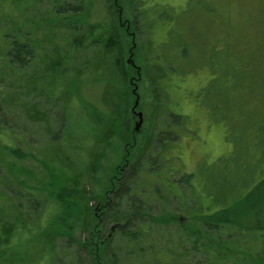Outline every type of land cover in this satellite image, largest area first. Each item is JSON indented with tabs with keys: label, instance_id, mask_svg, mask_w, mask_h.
I'll return each instance as SVG.
<instances>
[{
	"label": "rangeland",
	"instance_id": "obj_1",
	"mask_svg": "<svg viewBox=\"0 0 264 264\" xmlns=\"http://www.w3.org/2000/svg\"><path fill=\"white\" fill-rule=\"evenodd\" d=\"M94 1L89 19L110 24L113 14L121 27L126 81L107 68L113 56L99 44L71 49L66 28L56 31L53 43L69 56L66 74L30 84L33 75L45 77L42 62L36 71L28 65L11 75L4 64L0 68V146L26 152L16 165L26 167L27 185L48 178L46 165L66 167L72 175L90 170L81 181L93 207L88 238L76 228L71 241L63 234L47 245L25 232L22 244L18 237L11 242L26 255L20 252L19 263L4 256L0 264H264V236L248 234L252 254L242 250L247 259L235 256L232 244L216 257L189 234L199 228L215 233L203 224L194 229L192 222L217 220L212 212L240 208L247 195L246 228L264 209V0H114L115 7ZM50 3L34 0L22 14H6L3 23L9 28L53 17ZM23 29L27 37L35 33L28 25ZM169 33L188 44L183 65L174 63V47L165 45ZM35 38L51 45L45 30ZM161 53L168 57L159 59ZM226 60L238 69L228 77L222 67L220 80L212 82L215 67ZM120 92L127 95L124 114L116 109L125 102L116 100ZM0 156V189L11 198L22 194L18 184L6 183L8 161ZM138 157L130 184L136 193L118 192ZM19 199L24 213L43 209V199L33 197L36 210ZM114 213H127L126 233L113 229ZM213 226L226 232L221 239L227 242L231 227Z\"/></svg>",
	"mask_w": 264,
	"mask_h": 264
},
{
	"label": "trees",
	"instance_id": "obj_2",
	"mask_svg": "<svg viewBox=\"0 0 264 264\" xmlns=\"http://www.w3.org/2000/svg\"><path fill=\"white\" fill-rule=\"evenodd\" d=\"M33 1L34 0H0V68H2V65L4 64L10 70L11 75V70L13 69H16V71L21 70L23 72L24 68L28 65H32L35 68L37 62H42L44 71H47L45 77H42V75H33L31 79L26 81L30 84L35 83V81L40 83L45 82L47 80L46 78L54 76L58 77L61 74H66L64 64H66L69 56L67 55V57L65 54H61V51H59L60 49L56 47V45L53 47V43H55L54 39L57 38L56 31L61 28H66L69 33L67 42L69 43L71 49L85 47L84 45L88 41H90L92 45L99 44L100 47H102L106 52L111 53L113 56L112 62L106 65L107 68L111 70L112 74H119L123 80H127L128 64L123 57V48L121 46L120 37L121 27L117 22H114L115 18H113V14H111V17L114 21L112 20L110 24L105 23V21L93 22L88 16L92 14L91 8L92 4L95 2L94 0H71L68 3H65V0H50V6H52V9L55 8L52 11V13H54L53 17L48 18L43 16L40 20L34 17L32 19L30 18L22 21L23 25H20L18 22L12 27L9 26V28L3 23L6 22V20L3 19L6 14H17V12H20L21 10L23 11L32 5ZM107 1L115 7L114 0ZM108 5L105 4L104 6L107 13ZM165 12L168 13L169 11ZM25 25H28L31 29L35 28L34 35L31 37L28 35L27 37V35L22 34L21 30H24L23 28ZM43 30L46 32L45 40L51 41V45L48 44L47 47L43 45L42 40L40 43L38 38H35L36 34H39ZM176 38L179 40L177 41ZM176 38L169 33L165 45L171 44L174 47V63L183 65L189 57V53L186 48L188 44L184 39L180 37ZM38 50L46 52L43 54ZM166 55L167 54L165 53H161L159 59L163 60L164 58H167L168 55ZM248 60H250V63L252 62L251 59ZM226 61L221 67L219 66V69L215 67V77H210L212 82L220 80L219 78L222 76V67L225 75L228 77L232 75V72H235V68L238 69L237 64L234 68H231V63L229 64V62ZM237 62H241L239 58L237 59ZM55 64L56 66H54ZM164 64L171 69L169 62L166 61ZM175 64L173 65L177 66ZM36 70L37 69L35 68V71ZM113 84L115 83L113 82ZM262 94H264V91H262ZM121 96L125 101L124 105H117L118 107H116V109L119 110L120 113L122 112L121 114H124L128 105L126 103L127 95H122L120 92L117 94L116 100H118ZM125 124L127 123H124V129H128ZM147 143L148 142H146V144ZM0 153L3 158L9 162L5 165L11 179L8 176L4 177L6 183L13 185L18 184L19 192L22 193L14 194L11 198L0 189V258L7 256L15 259V263H19V260H22L20 253L22 248L17 247L15 244L13 245L11 239L18 237V242L22 244L23 237H20V235L25 232L33 234L31 237L32 239H39L47 245L54 244V241H56V239L63 234H67L69 240L71 241L73 239L71 233L76 230V228H79L80 232L84 234L83 236H86V239L88 238V233L92 226L91 217L93 207L90 202L91 194H88V189L85 188L86 186H84L81 181H83L87 174H90L88 173L90 170L87 174L86 172H82L80 174L72 175L71 171L66 167L60 168L56 165H46L45 170L49 174L48 178L41 183L39 182L35 185H31L30 183V185H27L25 177L29 174L26 172V167L23 165H16L17 160L25 159L26 152L18 147H10L6 145L0 146ZM141 153H143V150L138 152L136 155L140 154L139 156L141 157V155H143ZM140 157L136 158L137 161L135 163L133 162V164L129 165L130 170L127 172V178L126 175H124L125 179L120 181L121 184L118 192H127L128 190L133 189V193H136L137 188L130 184L133 180L132 178L134 177V173L137 171ZM1 160L3 159L0 156V161ZM28 177L29 180H32L33 178L30 176ZM53 180L57 181L56 185L53 184ZM258 187L259 185L250 190L247 194H254ZM15 197H19V201L26 200L30 203V205H32L34 210H36V207L33 205V201H35L34 199H37L36 201L43 199V209L38 212L32 211L28 214L27 207V212L24 213L25 209L22 202L15 201ZM249 198L250 196L247 195L240 199L241 202H244V205L240 208L231 209V207H225L212 212V214L216 216L217 220L207 218L201 223L195 221L192 222L197 225V228L194 229L198 230V224H203L208 226L210 230L212 228L216 231L215 233L210 234L209 231L207 232L205 229L199 228L198 231H193L189 234L194 239L201 241L202 247L206 248V251L216 255V257L222 255L223 253L227 254V252L222 249H224L225 246L232 244L237 247L235 256L242 255L244 258H247L244 256L242 250H247V253L250 255L252 254L250 245L247 241L250 239L248 234L253 233L257 237L264 236V209L263 211L255 212L254 216L257 221L255 224L250 223L251 228H246L243 225L244 215L246 214L245 208L248 206ZM144 203H146V200H144ZM46 209L51 210L48 215H45L47 212ZM30 216H34V222H30ZM114 216L115 219H113V221L115 222V225L112 226L114 230L116 229L115 231L126 233V227L129 223L128 220H130L128 219L129 217L127 213H114ZM57 224H61V227L59 228L61 233L58 235ZM213 225H218L219 228L223 226L231 227L232 231L230 229L231 232L230 236L227 237V242H223L221 239L226 232L221 229L217 232V229H214ZM144 230L145 228L142 227L139 233ZM236 233L245 235V241H240V239L235 240L233 235ZM215 252H217V254H215ZM240 257L241 256H239L238 259H240Z\"/></svg>",
	"mask_w": 264,
	"mask_h": 264
},
{
	"label": "water",
	"instance_id": "obj_3",
	"mask_svg": "<svg viewBox=\"0 0 264 264\" xmlns=\"http://www.w3.org/2000/svg\"><path fill=\"white\" fill-rule=\"evenodd\" d=\"M138 103V101L136 102V104ZM139 116H140V118H141V121H140V123H138V125L136 126V129L138 130V127H139V124H141L142 123V113H139Z\"/></svg>",
	"mask_w": 264,
	"mask_h": 264
}]
</instances>
